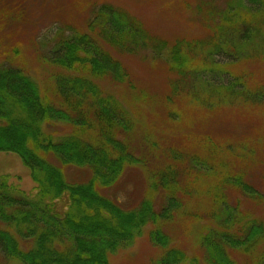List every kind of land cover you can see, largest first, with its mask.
<instances>
[{
	"label": "trees",
	"instance_id": "obj_1",
	"mask_svg": "<svg viewBox=\"0 0 264 264\" xmlns=\"http://www.w3.org/2000/svg\"><path fill=\"white\" fill-rule=\"evenodd\" d=\"M2 2L0 26L24 15L21 0ZM220 2L196 6L204 36L172 41L126 9L93 2L85 30L58 27L41 40L49 46L42 60L53 68L46 87L20 67L0 64V152L16 155L33 183L25 191L0 174L1 261L110 264L149 226L150 242L161 249L155 264H264L262 218L224 192L264 204V192L246 179L254 163L264 162V70L257 77L250 68L264 69V0ZM147 49L172 76L168 105L184 97L203 109L198 118L205 124L188 138L189 149L183 141L172 146L141 132L136 137L139 124L128 104L101 82L135 92L133 70L113 51ZM224 106L254 107L260 120L237 137L215 136L212 113ZM67 167L88 176L70 182ZM126 167L142 169L146 180L144 197L129 209L106 192ZM176 220L205 221L191 255L166 230Z\"/></svg>",
	"mask_w": 264,
	"mask_h": 264
},
{
	"label": "rangeland",
	"instance_id": "obj_2",
	"mask_svg": "<svg viewBox=\"0 0 264 264\" xmlns=\"http://www.w3.org/2000/svg\"><path fill=\"white\" fill-rule=\"evenodd\" d=\"M212 1L214 4L221 5L220 0H21L25 3L24 15L18 16L16 21L6 22L0 26V64L20 67L42 87H46L52 67L42 60V55L45 54L43 52L48 50L49 46L43 48L41 40L45 37L51 39L58 27L64 31L68 26H74L81 31L85 30V20L90 15L91 3L110 2L126 9L138 17L151 33L172 41L180 36L186 38L204 36L205 32L199 28L196 6L199 3L207 4ZM0 3L2 5V0ZM113 53L117 58H124L123 61L125 60L133 70L135 75L133 83L136 90L134 92L122 85H115L109 79H103L101 82L110 91L120 94L123 101L128 104L139 124L135 136L140 137L138 134L140 132L148 134L150 138L162 140L166 145H172L174 141L180 144L183 141L184 148L189 149L187 141L190 139L188 138L192 140L194 131L200 128L198 125L205 124L202 119L198 118L203 109L195 107L188 98L184 97L174 98L173 104L168 105L166 92L169 79L167 77L172 76H167L164 71L165 64L159 60L154 61L148 49L135 55L120 54L114 51ZM250 68L257 77L259 76L257 71L261 68L264 70L261 63ZM170 108H174L175 114L177 113L179 117L176 115L177 117L173 118L169 112ZM257 112V109L248 106L242 109L232 106L221 107L212 113L213 122L211 124L213 125L209 130L215 136L226 137L227 134L237 137L244 134L246 130L249 132V126L260 120ZM56 130L60 135L61 129L56 128ZM253 165H255L253 168H247L254 170L246 175V179L264 192V177L260 174L261 169L263 172L264 162L260 165L257 163ZM3 173L10 174L11 181L17 182L25 191H30L33 186L27 170L16 155L0 152V174ZM65 175L70 182H81L85 181L88 173L74 167H67ZM145 191L146 180L143 170L137 167H126L117 184L106 192L110 197L118 198L123 208L129 209L138 205ZM224 192L228 199H231L230 202L235 199L239 200L242 211H249L255 217L262 218L264 222V204L257 205L235 190L225 189ZM160 200L159 193L155 194V205L158 206ZM204 223V220H199V222L176 220L166 227V230L173 235V243L191 255L194 253L193 245L196 242V235ZM148 229L149 226L130 246L112 254L109 257V263L155 264V260L161 254V249L150 242L147 235ZM240 258L237 255V259L241 260ZM0 264L7 263L0 260Z\"/></svg>",
	"mask_w": 264,
	"mask_h": 264
}]
</instances>
